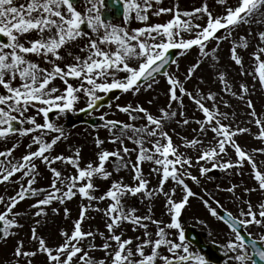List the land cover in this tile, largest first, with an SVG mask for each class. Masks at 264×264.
Instances as JSON below:
<instances>
[{
	"label": "snow or ice",
	"instance_id": "obj_1",
	"mask_svg": "<svg viewBox=\"0 0 264 264\" xmlns=\"http://www.w3.org/2000/svg\"><path fill=\"white\" fill-rule=\"evenodd\" d=\"M99 2L103 3V0ZM160 2L161 0H125V17L134 16L146 25L129 30L106 24L101 18L97 0H0V88L3 89V92H0V139L7 140L16 134L25 136L34 132L38 133L32 136V144L28 145L29 149L33 147V144L36 145V150L23 155L22 162L0 161V183L9 182L16 173L28 177L27 187L21 184L20 190L7 201L0 196V204L6 205L4 211L0 213V224L3 225L0 234L5 239L15 235L12 230L23 227L18 222L20 213L14 211L17 205L29 195L39 196L40 193L47 191L33 187L39 175L35 164L37 159L47 165H52L56 161H66L76 167L77 175L65 178L56 167H51L50 171L53 174L51 191H47L44 198L38 199L32 205L37 209L35 216L45 215L44 206L50 205L53 200L63 203L66 199H72L77 194L78 182H83L78 187V193L85 199L89 201L110 199L113 202L106 210H103L109 217L107 223L109 236L105 237V242L101 246L105 252V258L94 259L90 250L97 246L93 243L87 245L83 243L89 237L94 239L96 235L82 228L90 207V205H85L82 206L71 233L63 232L64 240L56 247L49 246L46 239L39 236L37 229L33 227L31 239L38 242V247L36 250H26L24 242L18 241L13 253L16 264H21V260L25 258H27L25 264H33L31 258L36 257L38 253L46 255L48 264H207L204 256L191 251L184 243L185 234L179 219L181 210L188 203L189 197L194 195L185 182L184 176L188 175L197 183L199 180L196 176L181 171L185 165L191 166V160L178 152L171 136L164 131L163 121L176 116L177 113L162 110V116L158 118L142 106L128 105L120 110L129 113L133 120L136 119V116L132 115L133 112L142 113L141 118L147 120L145 126L137 128L122 122H107L114 128L119 125L120 135L113 142L120 140L123 143L122 138L125 137L127 130H131L134 134L133 137L127 138L132 139L133 143L139 147L137 159L131 165L136 184L135 186L126 185L116 181L111 184L104 196L97 197L94 195L93 177L100 176L108 179L112 173L106 169L105 164L111 157L124 161L125 157L121 155V152L101 151L98 155L99 163L95 166L89 163L86 167H81L79 164V151L75 157H64L63 155L53 157L50 154L53 147L63 137L64 132L63 128L50 122L49 114L53 110L57 113L72 110L79 100L78 93L81 92L89 98L88 108H95L96 102L101 99L97 93H107L113 90L139 92L142 83L151 88L153 83L157 82L156 75L162 73L167 77L170 100H180L178 93H184L192 98L204 115V119L196 121L201 125L199 131L206 132L210 127L215 134L216 146L201 152L198 160H212L213 168L224 170L242 167L247 161L255 170L254 178L258 182L259 190L264 191V172L257 168L252 155L246 153L234 139L238 133L247 132L248 129L233 130L231 125L222 123V120L228 119V114L218 109L212 110L203 102L205 99L217 101L215 95L209 94L204 97L188 92L177 78L167 71L162 72L169 62L170 49L188 50L193 46H199L203 53L206 47L205 42L210 39L226 40L228 35H231L242 24L264 23V0H236L235 4L226 7L225 13L220 16L210 11L207 5L191 12H181L178 8L174 11L171 8L160 7L153 14L159 16L171 12L173 13L172 18L165 24H147L149 12ZM218 2L228 4V0H218ZM81 4L89 6L81 9L79 7ZM93 12H95L94 15ZM197 14H205L206 22L193 24L192 21L197 19ZM85 27L90 31H85ZM221 30L228 35L217 36ZM184 32L194 33V35L185 39L182 34ZM258 38L264 43V31L259 32ZM82 39H86L87 44L80 48V52H86V55H73L71 51L66 53L62 51ZM242 39L243 47H248L246 38ZM33 57H39L44 64L50 67L41 66L32 59ZM67 57H71L70 62L67 61ZM133 58L138 62L135 66L130 63ZM231 59L237 65H243L238 55V46L231 48ZM254 60L256 67L253 74L257 76L259 83L264 85V47H258L257 52L254 53ZM198 68L199 63L189 68L188 77L190 78ZM118 72H124L126 76L120 79L117 77ZM57 79L64 83L63 91L53 85V81ZM70 79L80 81L79 87L73 86ZM220 79L224 80V77L221 76ZM225 85V91H228L226 81ZM241 89L244 93L248 92L247 85H241ZM232 94L237 95L235 92ZM240 98L244 99L243 96ZM225 106H227L226 102ZM247 106L252 109L251 115L255 117L257 113L251 100L247 101ZM32 109H35L38 115L43 114V124L37 122L35 116L27 115ZM183 123L188 124L189 120L184 119ZM255 123L259 127L258 138L264 140V119H256ZM25 124L30 126L19 127ZM47 133L57 135L50 142H46L43 136ZM145 136L152 138L159 136V139L152 141V149L144 147ZM102 143L103 141L97 139L98 146ZM187 143L195 146L202 142L193 139ZM227 145H231L238 157L235 164L231 160L221 163L216 159L221 157V154H227ZM15 148L14 145L6 151H0V157H11ZM122 151L124 154H129L133 149L125 146ZM257 151H264V149ZM145 161L159 166L153 168L152 171L160 175L159 191L167 198L169 211L173 213L167 228L179 231V242L168 238L165 228L160 227L161 221L154 220L149 215L137 216L134 208L131 211L125 210L123 200L126 196L145 193L148 196L152 195V192L148 191L149 181L144 177L141 167ZM177 165L180 168H177ZM201 171L207 173L209 169L202 168ZM169 179L182 186L185 192L179 202L172 198L175 195V189L171 194L164 191V184ZM61 184L64 185L63 189L60 187ZM233 190L229 189V191ZM254 190L256 189H246L249 192ZM96 210L101 211V209ZM64 211L67 215L69 210L65 208ZM212 215H218L217 209H212ZM241 216L244 218L239 219L228 212L226 219L221 217L235 234V240L229 242L227 248L237 253L235 260L240 264H248L249 261L251 264H257L253 256H258L260 261H264V248L257 246V240H250L247 247L251 248L252 256H249L245 251L246 238L239 228L257 225L264 229V203L259 205L257 211L254 210L251 201H248L247 211H242ZM149 220L158 228L155 239L148 231V225L144 223ZM124 221L144 228L143 238H140L139 243L134 244L131 238H122L121 234H117L116 230ZM112 241L115 242V246L111 243Z\"/></svg>",
	"mask_w": 264,
	"mask_h": 264
},
{
	"label": "rangeland",
	"instance_id": "obj_2",
	"mask_svg": "<svg viewBox=\"0 0 264 264\" xmlns=\"http://www.w3.org/2000/svg\"><path fill=\"white\" fill-rule=\"evenodd\" d=\"M124 8L125 0H121ZM236 0H228V4H221L218 0H161L149 12V20L146 22L149 25L165 24L173 16V13H163L159 16L153 14L160 7L171 8L174 11L178 8L181 12L193 11L196 8H202L207 5L215 15L220 16L225 13L226 7L235 4ZM89 5L81 4V9ZM97 7L99 9L101 18L106 24L123 27L129 30H134L139 27H144L145 22H141L133 17H125V9L123 10V17L120 20L113 18L114 10L106 5V0L100 3L97 0ZM95 12H93V15ZM109 17V18H107ZM107 19V20H106ZM188 19V18H184ZM207 16L205 14H197V19L193 20L195 23H205ZM85 31H90L85 27ZM103 31V29H101ZM264 31V23L258 24H242L231 35L221 30L217 36L228 35V39H210L206 41V47L202 53L199 46H193L188 50L176 49L178 57L176 62L167 71L169 74L177 78L185 87L188 92L207 97L209 94L215 95L217 101L205 99L203 102L210 109H218L220 112L228 114V119L222 120L225 125H231L232 129L247 128V132L238 133L234 138L236 142L242 147L246 153H250L257 164V168L264 172V151H257L264 149V140L258 138L259 127L255 123L256 119H264V85H261L257 76L253 74L256 67L254 60V53L257 52L258 47H264V43L259 41L258 34ZM184 38H191L194 33H182ZM95 35V34H92ZM246 38L248 47H243V39ZM87 44L86 39L78 41L75 45L65 51H71L73 55H86V52L81 53L80 48ZM238 46V55L243 61V65H237L231 59V48ZM35 62L40 63L43 67H50L44 64L43 60L39 57L32 58ZM67 61H71V57H67ZM130 63L135 66L138 62L133 58ZM199 63V68L189 78L187 75L188 69L194 64ZM126 76L124 72H118L117 77L123 79ZM223 76L224 80L220 77ZM74 80V79H72ZM156 83H153L151 88L143 85L139 92H123L120 97L111 104L99 111L93 113L90 117H98L100 125L97 128L91 129L84 125H74L73 120L76 119V114L81 109L88 106L89 98L82 92L79 100L75 103L74 108L64 113H57L56 110L52 111L50 122L63 128L64 135L60 141L51 150V156L63 155L64 157H75L79 151V164L81 167H86L89 163L94 166L99 163L98 155L101 151L121 152L125 157L124 161L119 160L117 157H111L106 162V169L112 173L108 179H103L100 176L93 177L95 189L94 195L97 197L104 196L110 189L111 184L120 181L126 185L135 186L134 172L131 165L136 161L139 152L137 144L133 143L132 139L134 134L131 130L126 131L123 137V143L120 140L113 142L117 136L120 135L119 129H115L108 125V121H117L134 125L137 128L143 127L147 124L146 118H141L142 113L133 112L132 115L136 119H131L129 113H125L120 109L124 106L131 105L133 107L142 106L147 109L152 115L160 118L162 110L176 112L177 115L170 117L163 121L164 131L171 136L174 146L178 152L185 158L191 160V166L185 165L181 171L190 173L191 176H196L199 183L193 181L188 175L184 176L185 182L192 189L194 195L189 197L188 203L184 209L181 210L180 223L183 228L190 226L196 231L200 232L206 244L210 245L216 250V253L221 257V264H240L235 260L236 252H232L227 248L229 242L235 240V234L223 225L216 216L212 215V209L217 211L223 210L231 212L235 217L243 219L241 216L242 211H247V203L251 201L254 210L259 209V205L264 203V191L259 190L258 182L254 178L255 170L251 164L245 161L242 167H233L227 170L222 168H213L212 160H198L201 152L209 147L216 146L215 134L209 127L206 132H200V124L197 120L204 119L202 111L194 103L193 99L184 93H178L180 100L171 101L169 98V85L167 77L156 78ZM225 81L228 85V91H225ZM80 82V81H79ZM53 85L63 91L65 85L59 79L53 81ZM241 85H247L248 92L244 93ZM0 92L3 89L0 88ZM235 92L237 95H233ZM105 93H97L100 97ZM243 96L244 99L240 97ZM251 100L257 115H251L252 109L247 106V101ZM182 101V103L180 102ZM225 102L227 106H225ZM183 113V115H181ZM29 116H35L37 122L43 124V114H37L35 109L27 113ZM103 117V119H102ZM188 119L189 123L184 124L183 120ZM30 125H20V127H29ZM154 127V126H153ZM30 135L19 136L18 134L10 136L7 140L0 139V151H6L16 146L15 151L11 157H0V161L10 160L12 163L22 162L23 155L29 151L36 150L37 146L33 144L31 149L28 148L32 144V136ZM57 135L56 133H47L43 136L46 142ZM138 138V137H134ZM97 139L103 141L99 146ZM150 142L153 147L152 141L159 139L144 137V147L152 149L145 141ZM193 139L199 140L195 146L189 145L187 142ZM166 143V141H162ZM127 146L133 149L129 154H124L122 149ZM227 154H221L218 159L221 163L231 160L234 164L238 157L235 150L231 145H227ZM39 175L36 177L34 188H42L51 191V182L53 174L50 171L51 167H56L62 172L63 177H71L77 175L76 167L66 161H56L52 165H47L41 160H35ZM127 164L128 166H124ZM144 177L149 181L148 191L152 192L151 196L145 194H137L136 196L128 195L124 198L123 204L125 210L131 211L136 209L135 215L145 216L149 215L154 220L161 221L160 227H164L168 238L179 242L177 229H168L167 225L171 222L172 212L169 211L167 198L159 191L160 175L152 171L153 168L159 166L153 162L145 161L141 165ZM177 168H180L177 165ZM207 168V173H202L201 169ZM28 177H23L21 173H16L15 176L6 183H0V196H3L7 201L20 190L21 184L27 187ZM83 182H78L77 194L72 199H66L63 203L53 200L50 205L44 206L45 215L40 217L35 216L37 209L32 205L38 199L44 198L47 191L40 193L39 196L29 195L25 200L21 201L17 208L14 210L20 213L18 218L19 224L23 225L21 228L13 229L15 235L5 239L2 237L0 240V264H16V258L13 253L18 241H23L26 250H36L38 242L31 239V230L33 227L37 229L38 235L45 238L48 245L56 247L64 240L63 232L71 233L74 224L79 218L82 206L90 205L85 221L82 224L84 231H92L95 233V238L89 237L83 243H93L97 247L90 250V254L96 260L105 258V252L101 249L102 244L105 242V237L109 236L107 223L109 217L105 215L103 210H106L111 203L110 199L92 200L85 199L78 193V187ZM60 187L63 189L64 185ZM175 189V195L172 197L176 201L182 200L185 192L182 186H179L175 181L169 179L164 184V191L172 193ZM229 189H234L229 191ZM246 189H256L254 191H246ZM66 190V189H65ZM5 204H0V213L5 209ZM67 208L68 214H65ZM54 209L56 211H54ZM96 209H101L97 211ZM39 221V223H37ZM148 225V231L152 233L153 239L156 238L155 233L158 231L157 225L149 221H144ZM245 232L252 238L259 241L264 246V229L257 225H250L244 228ZM117 234H121L122 238H131L135 243L140 242L143 238L144 228L134 225L128 221H124L121 226L116 230ZM101 233L103 235H101ZM115 246V242H111ZM185 243V242H184ZM186 244V243H185ZM189 246V245H188ZM190 250L198 253L194 247L189 246ZM164 250V249H162ZM248 255L249 250L246 248ZM200 254V253H198ZM201 255V254H200ZM203 256V255H202ZM27 259V258H25ZM25 259L21 260V264H25ZM33 264H48L47 257L44 254H39L31 258ZM248 264H251L249 261Z\"/></svg>",
	"mask_w": 264,
	"mask_h": 264
},
{
	"label": "water",
	"instance_id": "obj_3",
	"mask_svg": "<svg viewBox=\"0 0 264 264\" xmlns=\"http://www.w3.org/2000/svg\"><path fill=\"white\" fill-rule=\"evenodd\" d=\"M114 5L118 6L119 3H114ZM116 11L118 12L116 17L120 18L121 17L120 6H118V8L116 7ZM175 56H176L175 51L174 50H169V53H168L169 62L165 66V69L162 70V72L167 70L168 66L174 61ZM160 75H163V74L161 73ZM117 94H118L117 91H112V92L108 93L106 97H104V98L100 99L99 101H97L95 108H87L84 111L80 112L78 114L79 120H77L76 123L77 122L78 123H86V124H88L90 126L98 125L99 124V120L98 119H92V120L86 121L83 118L86 115L90 114L92 111L97 110V109H99L102 106H106L109 103L110 100L116 98ZM222 216L225 219L227 218V214L220 212L219 213V218L221 219ZM0 229H2V224H0ZM239 230H240L241 234L245 236V238H246V246H247L250 243V239L242 231V227H240ZM184 234H185V240L187 242H189L190 244L194 245L197 248L198 251H200L202 254L206 255L207 262L212 263V264H220V262H221L220 258L214 253V251L210 247L204 245V243L202 242V237L197 232H195L192 228L188 227L185 230ZM0 238H1V234H0ZM257 246L262 248L259 244ZM250 250H251V248H250ZM251 252H252V250H251ZM253 259H255L257 261V264H264V261H260L258 256H253Z\"/></svg>",
	"mask_w": 264,
	"mask_h": 264
}]
</instances>
